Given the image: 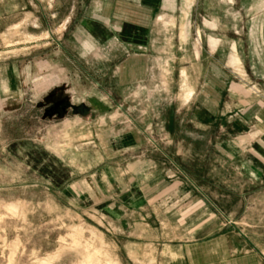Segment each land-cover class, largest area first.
I'll return each instance as SVG.
<instances>
[{"label":"rangeland","instance_id":"1","mask_svg":"<svg viewBox=\"0 0 264 264\" xmlns=\"http://www.w3.org/2000/svg\"><path fill=\"white\" fill-rule=\"evenodd\" d=\"M0 264H264V0H0Z\"/></svg>","mask_w":264,"mask_h":264},{"label":"crops","instance_id":"2","mask_svg":"<svg viewBox=\"0 0 264 264\" xmlns=\"http://www.w3.org/2000/svg\"><path fill=\"white\" fill-rule=\"evenodd\" d=\"M157 2H158V0H152V9H153L154 7H156Z\"/></svg>","mask_w":264,"mask_h":264}]
</instances>
